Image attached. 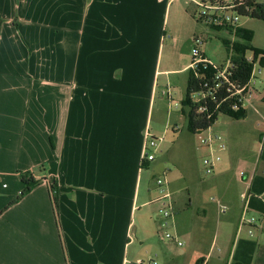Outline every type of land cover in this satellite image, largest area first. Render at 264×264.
<instances>
[{"label": "crops", "instance_id": "0c3cea01", "mask_svg": "<svg viewBox=\"0 0 264 264\" xmlns=\"http://www.w3.org/2000/svg\"><path fill=\"white\" fill-rule=\"evenodd\" d=\"M174 1L0 0V264H264V68L245 117L197 149L221 156L211 178L169 168L162 141L141 161L146 134L163 138L161 73L194 67H171ZM21 172L44 181L18 199ZM157 177L183 248L156 239Z\"/></svg>", "mask_w": 264, "mask_h": 264}, {"label": "rangeland", "instance_id": "374dc122", "mask_svg": "<svg viewBox=\"0 0 264 264\" xmlns=\"http://www.w3.org/2000/svg\"><path fill=\"white\" fill-rule=\"evenodd\" d=\"M200 1L201 0H175L172 2V5L169 9V21L168 23H165V25H167V28L165 29L170 32H174V34L177 36L175 48L176 55L175 58L170 60L168 59V56H166L167 51H165L162 62L163 70L170 68L166 65V62L169 60L173 64L171 67L176 65L177 67L182 66L185 64L187 59L190 58L191 60L192 51L195 47L199 49L203 56H205L214 64L223 65L227 63L229 52L226 49L223 40L225 38L233 40L234 36L225 29L218 28L216 20L214 19L215 17H211H220L223 14L220 12L215 13L213 11L205 10L203 6H201ZM227 15L230 17L236 16V14L232 11H230ZM212 19L215 20L214 27L209 21H212ZM236 25L251 30L254 35L252 41L253 46L257 49L264 50L263 20L247 16H240ZM168 35L169 34L166 36ZM190 38L193 41L192 43L188 41ZM260 69L262 68L260 67V63L258 61L255 66V71H259ZM181 71L175 72L171 75H166L164 72H162L159 77L160 88L165 90L169 87L173 92L172 95L174 97V101H171L163 96L161 99V109L157 106V110H155L156 112H159V128L164 131L163 134L161 133V136L164 140H162L161 144L162 150L160 152V160L162 162H166V165L174 171L180 169L177 171V173L181 172L185 168H191L192 171L195 170L196 172L198 169L199 174L203 179L207 178V176L211 178V174L207 175L206 173H202L204 158L202 159V157H200L202 152L197 150L204 147L201 144V137L207 136L209 129L200 133H192L188 130V107L186 105L188 70L185 69ZM224 115L225 114L219 115L218 119H224ZM166 127H168V130L165 129ZM156 206L159 209L161 203L158 202ZM229 211L230 209L228 212ZM149 216L152 215L148 211L147 218H149ZM157 216L158 219L156 217L152 218L155 222L157 221V241L162 242L163 240L166 242H173V240L168 239L165 236L168 232L175 234V231L171 226L170 219H167L168 225L163 226L165 219H163L160 212L157 213ZM180 240L183 242L182 239ZM183 244L184 245L180 246L176 243V245L180 248L185 246L184 242ZM144 259L147 260L148 258Z\"/></svg>", "mask_w": 264, "mask_h": 264}, {"label": "trees", "instance_id": "16d2710c", "mask_svg": "<svg viewBox=\"0 0 264 264\" xmlns=\"http://www.w3.org/2000/svg\"><path fill=\"white\" fill-rule=\"evenodd\" d=\"M216 4L223 12H234L236 16H247L264 21V0H208ZM206 2V0H204ZM211 25L214 27V23ZM218 28L225 29L234 36V40L224 39L223 43L229 52L226 73L221 75L225 64L214 65L205 57L188 70L186 90V105L188 107V130L199 133L210 129L218 120L219 115L225 114L233 119H241L246 115L243 103H238L244 95V87L254 76L256 64L264 68V50L253 46V32L239 25L227 23ZM238 109H233L234 104ZM24 183L18 199L28 194L44 179L36 180L29 173H20ZM53 201L58 200L56 184H51ZM17 199V200H18ZM238 264V263H233Z\"/></svg>", "mask_w": 264, "mask_h": 264}, {"label": "built area", "instance_id": "2783aa9c", "mask_svg": "<svg viewBox=\"0 0 264 264\" xmlns=\"http://www.w3.org/2000/svg\"><path fill=\"white\" fill-rule=\"evenodd\" d=\"M201 6H203V8L207 11H213L215 13H221L223 14L220 17L217 16H211V17H215L214 19L216 20V24L219 26H223L227 23H232L233 25H236V23L239 20L238 16H228L226 12H223L224 10H222V8H220L219 6H217L216 4H211L208 0H206V2H204V0L200 1ZM220 14V15H221ZM212 19L209 20L211 23H215V20ZM192 55H193V66L202 61L205 60L204 56L201 54V52L199 51L198 48H194L192 51ZM218 66V65H216ZM229 67V63L225 64V69L224 71L221 72V75H224L226 73V69ZM255 78V70H254V76L250 79L249 83L244 87V95H242L241 97H239L238 99V103H243L246 99L247 96L251 95L252 93V89L250 87L251 83L253 82ZM165 94H168L169 96V100L174 101L172 94L165 92ZM238 104H234L233 109H238ZM221 137L216 135V136H212V135H208V136H203L201 137V144L203 146H212V144L214 143L215 140H220ZM163 140V138H156L153 137L150 133L146 134V142L144 145V149H143V153H142V157H141V161L144 162H150L156 159L157 157V153H158V149H159V142H161ZM220 150H225L227 148L226 143L221 142L219 144ZM221 161V156L215 153H211L207 156L204 157V166H205V173L207 175L211 174L213 175L215 173L216 170V166L217 164ZM242 174H244L242 172ZM156 184L158 186V188L160 189L162 195L160 197V201L162 203V208L160 210V213L163 217V219H165V221L163 222V226L168 225V220L170 219V217H173V206H172V202H171V194L170 192L167 190V179L165 177H159L156 179ZM246 196V195H244ZM228 209L227 205L220 203V210L223 212H226ZM254 220H250V222H253ZM168 239L174 240L176 241L179 245H183V242L179 239L178 235L176 234H171V233H166L165 235ZM135 264H157V262L154 259H150V260H144V259H139L136 261Z\"/></svg>", "mask_w": 264, "mask_h": 264}]
</instances>
